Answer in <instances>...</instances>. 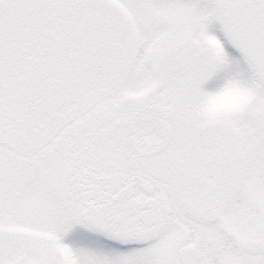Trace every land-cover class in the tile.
Listing matches in <instances>:
<instances>
[{"label":"snow or ice","instance_id":"snow-or-ice-1","mask_svg":"<svg viewBox=\"0 0 264 264\" xmlns=\"http://www.w3.org/2000/svg\"><path fill=\"white\" fill-rule=\"evenodd\" d=\"M0 264H264V0H0Z\"/></svg>","mask_w":264,"mask_h":264}]
</instances>
